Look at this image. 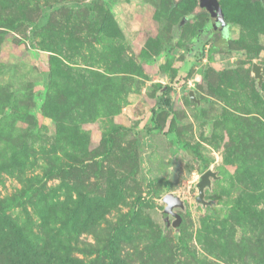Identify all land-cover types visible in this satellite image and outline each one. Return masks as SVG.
I'll list each match as a JSON object with an SVG mask.
<instances>
[{
    "label": "rangeland",
    "instance_id": "obj_1",
    "mask_svg": "<svg viewBox=\"0 0 264 264\" xmlns=\"http://www.w3.org/2000/svg\"><path fill=\"white\" fill-rule=\"evenodd\" d=\"M196 1L0 0V264H264V0Z\"/></svg>",
    "mask_w": 264,
    "mask_h": 264
},
{
    "label": "water",
    "instance_id": "obj_2",
    "mask_svg": "<svg viewBox=\"0 0 264 264\" xmlns=\"http://www.w3.org/2000/svg\"><path fill=\"white\" fill-rule=\"evenodd\" d=\"M199 5L202 8H205L212 19L213 27L215 30L219 32H223L226 29V23L224 21L222 10L219 6V3L217 0H199ZM252 74L254 78L256 79L257 85L260 86L262 82V69L261 66L258 64H253L252 67ZM190 98L193 99V95L190 92ZM216 173L212 172L211 170H207L205 173H203L199 181L197 183V197L195 201L199 204H202L203 206L206 205H214V202L211 201H204V191L205 189H208L211 187V180L216 179ZM165 208L163 210V222L168 225V219L170 216L175 218V221L172 223V225L176 228L179 226L180 223V217L178 214H176L173 210L176 206H181L182 202L179 200L178 197L174 196L173 194H167L165 197Z\"/></svg>",
    "mask_w": 264,
    "mask_h": 264
},
{
    "label": "trees",
    "instance_id": "obj_3",
    "mask_svg": "<svg viewBox=\"0 0 264 264\" xmlns=\"http://www.w3.org/2000/svg\"><path fill=\"white\" fill-rule=\"evenodd\" d=\"M195 1V3L197 4V1L196 0H194ZM206 37H208L207 36V34L206 33H200L199 35H198V43L202 40V39H206ZM206 41V40H205ZM202 42V41H201ZM198 46V44H194V48L195 47H197ZM200 46V45H199ZM198 46V47H199ZM197 47V48H198ZM213 52V50L211 49V52H210V54ZM202 54L203 53H200V55H199V57H201L202 56ZM174 94H175V92H174V88L172 87V86H162V87H160L159 88V94H158V99H159V101H158V103H157V107H158V109H160V110H170L171 108H172V98H173V96H174ZM155 127H158L157 125H155ZM179 147H181V148H187L186 147V145L185 144H183V143H179V144H177ZM188 149V148H187ZM188 151V150H187ZM194 159H196L198 162L200 161V159L198 158V157H196V156H194Z\"/></svg>",
    "mask_w": 264,
    "mask_h": 264
}]
</instances>
